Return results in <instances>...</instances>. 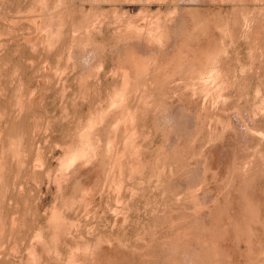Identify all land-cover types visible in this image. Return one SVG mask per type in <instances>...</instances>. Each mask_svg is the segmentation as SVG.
Returning a JSON list of instances; mask_svg holds the SVG:
<instances>
[{
    "label": "rangeland",
    "instance_id": "obj_1",
    "mask_svg": "<svg viewBox=\"0 0 264 264\" xmlns=\"http://www.w3.org/2000/svg\"><path fill=\"white\" fill-rule=\"evenodd\" d=\"M0 264H264V0H0Z\"/></svg>",
    "mask_w": 264,
    "mask_h": 264
}]
</instances>
